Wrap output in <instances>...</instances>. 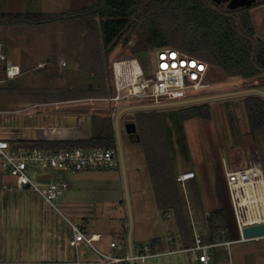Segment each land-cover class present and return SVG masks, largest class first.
I'll list each match as a JSON object with an SVG mask.
<instances>
[{
  "label": "rangeland",
  "instance_id": "1",
  "mask_svg": "<svg viewBox=\"0 0 264 264\" xmlns=\"http://www.w3.org/2000/svg\"><path fill=\"white\" fill-rule=\"evenodd\" d=\"M91 2L93 0H80L79 5ZM64 7L72 8L73 5L71 6L69 0H0V11L59 12L63 11ZM246 7L251 14L257 32L256 36L264 42V0ZM86 24L81 25L74 22L69 28L70 25L67 27L68 25L56 22L38 26L14 25L9 26L7 31L0 28V37H5L4 34L7 33V38H9L8 57L11 62H21L30 66L37 60H43L47 65L45 69L27 72L13 80L12 88L8 87V83H0V138H6L12 142L19 138H35L37 127L48 124L75 123L78 120L76 116H65L60 112L71 106L87 108L90 115L95 114L99 117L104 116L106 110L110 109L115 129L114 120L122 108L129 105L153 103L151 98L129 96L118 101L105 98L80 101L81 104L61 100L49 104V111L45 113L38 112L32 106L30 100L39 94V91L40 94L44 90L51 94L55 93L56 98L68 96L70 93L78 94L86 89L87 83L77 85L70 81L78 78L91 80L96 75L89 60V54H94V51L90 49L91 43L83 31ZM141 32L142 29L139 27L135 30L129 27L124 32L122 38L130 33L129 40L123 43L120 39L111 49L108 55V62L111 66L116 58L131 59L128 57H133L137 61L139 72L149 75L153 71L155 68L154 49L146 51L139 50L137 47ZM59 54L66 57L68 64L56 66L52 63L59 57ZM85 56L88 58L86 59ZM133 63L132 60L125 62L131 75L134 73ZM107 76H110L109 73ZM209 76L210 87L201 90L190 89L186 95L190 98L221 95L205 101L209 103L211 109L209 119L193 117L182 122L179 111L187 104L152 109L158 111L167 151L176 169H174L175 174L177 175L178 170L189 167L203 170V176L200 174L197 177L199 189L201 192L207 191L212 194L216 205L225 210L229 227L233 232L231 238L234 239V237H239V233L233 216L225 171L245 166L248 163V152L256 151L264 176V130L250 132L244 104V96L250 93H240L248 88L264 91V74L251 78L230 77L211 64ZM33 77L35 83L32 82ZM252 85L255 87H251ZM2 86L6 88L2 89ZM84 92L86 95L92 94L90 91L84 90ZM43 107L39 111L46 110L48 106ZM50 107L55 108L56 111L51 110ZM134 111L123 112L118 120L122 161L116 141L119 156L116 166L86 168L75 174H67V178L76 186L75 196L76 199L81 200L79 203L81 213L86 212L88 218L86 225L89 230L91 226L102 230L106 241L119 239L117 230L123 231L122 238H125V233L128 236L130 232V237L135 243L137 227L142 235L147 234L148 236L151 226L156 225L153 222H156L157 234L167 244L165 238L172 231V219L165 217L157 207L142 141L135 135L132 136L125 128V123L134 122ZM51 174L48 169H37L30 172L35 179L48 180ZM191 186L192 182L187 181L182 188L188 198V220L192 223V216L196 231L204 235L206 233L205 221L201 211L195 208L191 198ZM54 203L61 209L58 199ZM203 205L206 211L208 205ZM140 219L141 226L139 227ZM145 239L139 242V246L147 242ZM217 253L224 264H264V238L232 241L228 246H220ZM187 256L186 253L179 252V254L167 255L159 259L165 262L172 260L182 263L181 259L184 262ZM136 264H139L138 261Z\"/></svg>",
  "mask_w": 264,
  "mask_h": 264
},
{
  "label": "trees",
  "instance_id": "2",
  "mask_svg": "<svg viewBox=\"0 0 264 264\" xmlns=\"http://www.w3.org/2000/svg\"><path fill=\"white\" fill-rule=\"evenodd\" d=\"M56 22L67 27L74 22L81 25L87 23L86 36L94 51L90 64L100 81L88 83L85 91L96 92L98 96L115 94L108 55L120 39L123 43L128 42L130 33L122 36L129 27L132 30L136 27L142 29L137 41L139 50L152 51L157 47L171 46L206 60L230 77L251 78L264 74V42L256 36L246 6L228 9L213 0H93L90 4L59 12L0 11V28L4 30L14 25L38 26ZM0 72V83H8V87L12 88L14 79H6L4 71ZM5 88L2 86V89ZM244 104L250 132L263 131L264 95L247 94ZM179 115L182 122L193 117L209 119L210 105L205 101L187 104L180 108ZM134 116L132 122L146 153L157 207L162 214H170L175 226L173 234L181 246L191 244L193 236L188 220V204L181 185L175 180L158 111L135 110ZM91 123V133L85 139L9 141L19 146L49 150L104 147L117 151L110 109L101 117L92 114ZM191 190L195 208L202 210V196L197 182L192 183ZM204 221L206 233L202 238L205 241L232 240L223 208L208 211ZM148 244L150 252H154L161 244V238L151 239Z\"/></svg>",
  "mask_w": 264,
  "mask_h": 264
},
{
  "label": "built area",
  "instance_id": "3",
  "mask_svg": "<svg viewBox=\"0 0 264 264\" xmlns=\"http://www.w3.org/2000/svg\"><path fill=\"white\" fill-rule=\"evenodd\" d=\"M116 59L112 62V77L115 94L109 99L119 100L129 96H138L153 99V103L162 104L184 101L195 97H186L191 90H201L211 85L209 67L211 64L206 60L189 54L181 49L162 46L154 49L155 68L149 75L139 72L137 61L133 57ZM132 60L134 73L125 64ZM0 64L6 79H13L21 73L19 65L11 63L7 59L5 43L0 40ZM62 64L63 61H62ZM131 75V77H130ZM248 163L240 168L225 171V180L229 192L236 228L239 237L219 242L205 241L202 235L197 233L191 223L193 242L179 248H171V251L186 252L193 261L208 263L211 258V250L219 245L228 246L232 241H245L259 239L263 236L244 238L242 228L252 224L264 223V217L259 221L246 223L241 220L237 209L239 189L246 192L254 189L253 184L263 178L262 168L258 154L254 151L247 156ZM119 162L117 151L104 147H71L57 148L53 150L40 147L19 146L6 138H0V192L18 189H29L38 193L46 203L55 207L54 201L62 197L68 188V182L59 177L57 179H35L30 175L37 169H48L61 176L62 174H75L86 168H110ZM3 176H9L12 181H2ZM195 177V172L186 170L175 176L176 182L181 187L186 181ZM188 201L186 193H184ZM169 217L168 212L164 213ZM72 238L70 244L77 248L81 243L86 244L96 253L95 259H82L78 256L74 264H122L134 262L148 256L150 248L148 244L141 247L140 251L130 252L123 256L97 249L94 241L98 235H87L79 224L70 222ZM171 236L167 239L171 240ZM116 242L111 241L110 247H115Z\"/></svg>",
  "mask_w": 264,
  "mask_h": 264
},
{
  "label": "crops",
  "instance_id": "4",
  "mask_svg": "<svg viewBox=\"0 0 264 264\" xmlns=\"http://www.w3.org/2000/svg\"><path fill=\"white\" fill-rule=\"evenodd\" d=\"M79 1L80 0H69L71 6L73 5L72 8L82 6L79 5ZM66 9L68 8L64 7V10ZM32 12H40V11H32ZM7 29H5V31H7ZM83 31H85L84 35H86L87 28H85V30ZM4 36L5 37L3 42L5 43V51L8 61H10L8 57L9 38H7V33H5ZM0 40H2V37H0ZM91 48L92 46L90 45V49ZM85 58L87 59L88 56L87 57L85 56ZM91 58H92V54L91 55L89 54V60H91ZM62 61L64 62L65 65L68 64L66 57L59 54V57H57V59L52 63L55 64L56 66H62L61 65ZM11 63L19 65L21 69V73L15 78H13L14 80L18 79L22 75H25L27 72L29 73V72H33L34 70L38 71L43 68L45 69L47 66L45 64V61L43 60H37L30 66H26L21 62H11ZM0 71H3L2 64H0ZM0 75H2V72H0ZM33 81L35 83L34 77L32 78V82ZM99 81H100L99 76L95 75L92 77L91 80L87 78L86 79L78 78L70 82L78 85V84H86V83L87 84L97 83ZM48 88L49 87L47 86V89ZM65 88L67 87L65 86ZM84 90L78 94L70 93V95L64 97L62 96L61 98H56L54 95L55 93L51 94L47 92V90H44L45 92L42 91L41 94L39 91V94L33 96V98H31L30 101L32 103V106L35 107L38 112L45 113L46 111H49L48 109L49 104L61 100L65 102L66 101L72 102L74 104H81L80 101L98 100L103 98L109 99V97L98 96L99 94H96V92L94 93L91 92L92 94L86 95L84 94L85 93ZM44 105L48 106L46 107L48 110L45 108L46 110L39 111L40 108H41L40 110L44 108L43 107ZM51 110L56 111L55 108H51ZM60 112H62L63 115L65 116H72V115L76 116L78 119L77 122L72 124L66 123L63 125L48 124L47 126H40L36 128L35 138H19V139H24V140L85 139L90 135L92 123H91V115L89 114L87 108L85 109L84 107L81 106L80 107L71 106V107H66L63 111ZM250 152L252 151H249L248 154ZM186 170H192L195 172V177L188 181H191L192 183L195 181L199 185V179L197 177L200 174L201 176H203L204 174L203 170L202 169L195 170L194 168L189 167V168H183L182 170H178L179 171L178 173ZM51 173L52 174L50 179L52 178L57 179L59 177H62L68 182L67 190L65 191L64 195L58 199V202L62 210L59 209V207L56 205L54 207L46 203L38 193L31 191L29 189H18V190L0 192V264H74V259L76 256L82 259H89V260L95 259L97 257L96 253L93 251L92 248H90L86 244L81 243L77 246V248H74L70 244L72 238V232L69 224L70 222L79 224L87 235H98V239H96L93 242L97 249L103 252H110L112 254L120 255V256H123L130 252L140 251L141 247L145 244H148V242L151 239L160 237L159 234H157V230L155 229L157 227L156 226L157 223L153 222L154 225L156 224L155 225L156 227L151 226L148 236L147 234L142 235L141 232H139V228L137 227V232L135 234L136 235L135 243H133L130 237L131 247L129 245L128 236L125 233L124 234L125 238H122L123 231L120 230H117L118 232H116L119 234L118 235L119 239H110L106 241L103 237L102 230L97 229L94 226H91L90 230L87 228L86 220L88 218L87 215L85 214L86 212L81 213V210L79 208V203L81 200L76 199L75 196L76 186L74 185L73 182H70L68 180L67 178L68 175L62 174L61 176H59L54 172ZM2 181L10 182L12 181V178L9 176H3ZM201 196H202V203L208 205V209L206 211L204 209L202 210L200 209L201 211L200 213H202L203 218H205V215L207 214L208 211L215 208H222L221 206L216 205L215 198L213 197L212 194H209L207 191L201 192ZM167 218L171 219L170 216ZM191 219L194 225V229L196 231L194 218H192V216ZM171 223H172L171 225L172 231L169 232L165 238L167 244H165L164 239L160 237L161 244L156 247V250L154 252H149L148 256L144 257L142 260H135L134 262H129V264H136L137 261L139 264H182V263L204 264L201 262L193 261L190 258H188V256L187 258L186 257L184 258V262L181 259L182 263H180V261L177 262L172 260L168 262L167 261L165 262L164 260L160 261L159 258L165 257L167 255L179 254V252L186 253L183 251L170 250L171 248L182 247L177 236L173 234V231L175 230L173 221H171ZM140 224H141V219L139 222V227L141 226ZM227 224H228V219H227ZM230 234L231 236L233 234L231 229H230ZM168 236L172 237L171 240L167 239ZM192 236H193V232H192ZM263 238L264 237H261L259 239H263ZM121 239L123 240L121 241ZM142 239H145L147 242L142 246H139V242L141 243V241H143ZM259 239H254V240H259ZM111 241L116 242L115 247H110ZM220 246L222 245H219L211 250V258L209 262L205 264H224L219 259L217 253V249ZM123 263H127V262H123Z\"/></svg>",
  "mask_w": 264,
  "mask_h": 264
},
{
  "label": "water",
  "instance_id": "5",
  "mask_svg": "<svg viewBox=\"0 0 264 264\" xmlns=\"http://www.w3.org/2000/svg\"><path fill=\"white\" fill-rule=\"evenodd\" d=\"M213 1H215L221 7L228 8V9H235V8H241L244 6H248L254 2H259L262 0H213ZM240 93H258V94L264 95V91L260 89H256V88H248L246 90L240 91ZM229 94H232V93H229ZM219 96L221 95L201 96V97H195V98L184 100V101L162 103V104L150 103V104H141V105H130V106H126L122 108L118 112L114 120L115 136H116V141L118 144V152H119L120 160L122 161V153H121L120 141H119L118 120H119L120 115L123 112L129 111V110H138V109H151V108H157V107H163V106L192 104V103L207 101L209 99L216 98ZM125 128L127 129L128 132H131V133L136 132V126L133 122L125 123ZM263 235H264V223L252 224V225H248L242 228V236L244 238H251V237L263 236ZM128 238H129V245L131 247L130 232L128 234Z\"/></svg>",
  "mask_w": 264,
  "mask_h": 264
},
{
  "label": "bare ground",
  "instance_id": "6",
  "mask_svg": "<svg viewBox=\"0 0 264 264\" xmlns=\"http://www.w3.org/2000/svg\"><path fill=\"white\" fill-rule=\"evenodd\" d=\"M254 189L246 192L239 189L237 209L242 221L249 223L264 217V179L260 178L253 184Z\"/></svg>",
  "mask_w": 264,
  "mask_h": 264
},
{
  "label": "flooded vegetation",
  "instance_id": "7",
  "mask_svg": "<svg viewBox=\"0 0 264 264\" xmlns=\"http://www.w3.org/2000/svg\"><path fill=\"white\" fill-rule=\"evenodd\" d=\"M129 133H130L132 136L135 135L136 138L138 137V135H137L135 132H133V133L129 132Z\"/></svg>",
  "mask_w": 264,
  "mask_h": 264
}]
</instances>
